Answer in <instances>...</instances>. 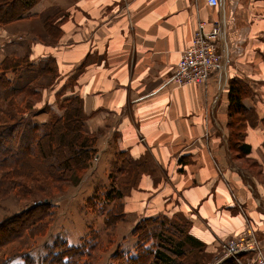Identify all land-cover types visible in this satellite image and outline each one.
<instances>
[{"label": "crops", "instance_id": "0c3cea01", "mask_svg": "<svg viewBox=\"0 0 264 264\" xmlns=\"http://www.w3.org/2000/svg\"><path fill=\"white\" fill-rule=\"evenodd\" d=\"M202 22L224 28L219 71L206 84L176 86V66ZM4 31L14 38H2L0 58L53 61L55 81L37 89L43 102L80 100L97 136L94 159L131 180L114 200L119 228L128 234L143 220L180 215L211 255L248 228L264 246V0H219L217 8L206 0H38ZM233 82L253 117L235 151Z\"/></svg>", "mask_w": 264, "mask_h": 264}, {"label": "rangeland", "instance_id": "374dc122", "mask_svg": "<svg viewBox=\"0 0 264 264\" xmlns=\"http://www.w3.org/2000/svg\"><path fill=\"white\" fill-rule=\"evenodd\" d=\"M5 27L0 26V42L6 35H9L6 36L9 39L14 38L13 34L4 31ZM50 34L54 37L57 33L50 32ZM9 51L11 50L9 49ZM0 55L2 54L0 53ZM5 59L9 60L6 62V66H2L1 63ZM15 59L13 55L0 58V78L16 85L30 79L31 75L26 72L29 64H22V69L18 73H14L12 70L6 72L5 69L16 66V64L14 65ZM45 64L51 65L49 61ZM45 77L35 83L32 88L29 85L25 89L26 93L29 92V96L23 95L14 99L15 108L13 109H15L16 118L31 120L40 126V131H44V125L47 126L50 122L65 116V128L67 127L69 132L78 128L83 137L91 138L93 141L97 140L96 134L89 131L85 125L88 115L80 100L73 97L70 102L65 101L53 106L45 105L46 103L43 102L37 89L52 84L56 79L50 75ZM32 90L35 93L38 92L39 95H31ZM26 101H30L31 105L26 106L24 103ZM5 105L9 107L7 102ZM72 105L73 109L67 111ZM16 109H19L21 113H18ZM76 110H80L79 121L74 124L73 122L68 123L66 115L69 112L74 113ZM40 114L43 115L42 119H38ZM252 119L253 117L249 113L248 116H244L240 120L245 125L247 120ZM239 124L241 123L236 122L235 126L237 127ZM92 145L91 143L81 150L96 152L97 149ZM78 148L81 147L78 146L75 149ZM71 153L70 148L65 146V156L70 159L69 162L72 161L71 164L74 167L71 170L67 168L69 171L65 169L64 183H53L38 174L34 176H38L37 182L15 177L13 180L6 179L0 183V224L11 218H13L11 221L18 220L21 223L20 225L7 223L4 229L0 228V264H130L127 263L130 255L138 256L142 254L141 249L145 251L147 248L154 253L163 244L160 238L165 237H157L154 229L151 228H156L161 232L163 230L160 229L161 226L163 227L167 223L169 228L166 230H169L171 235L166 234L167 238L165 239L175 242L178 241V237L183 238L187 235L188 228L185 227V219L180 215L166 217V221L158 226L153 222L141 225L140 228L137 225L136 229L127 234L125 229L118 226L123 217L120 212L121 204L117 200L114 203V195L125 192V187L122 184L123 182L131 183L128 175L122 177L123 181H119L115 171H111L109 174L111 167L107 166L105 171H102L101 168L104 167L99 166L100 160L88 161L89 159L85 160L84 156L81 158L84 165L77 168L80 159L70 157ZM243 167L259 180L261 179L259 177L260 169L252 161H246L243 163ZM43 205L47 207L30 212L32 208ZM25 212H29L27 214L31 215L23 214ZM21 216L25 217L21 219ZM29 217L32 219L28 220ZM41 218L42 222L38 223L37 221ZM153 220L160 222L163 220V216ZM10 235L13 238L11 242L3 239L4 236ZM72 250H76V252L74 253ZM220 253L211 255L212 258L209 261L206 260V264L214 263L221 256ZM78 254L81 257L77 258Z\"/></svg>", "mask_w": 264, "mask_h": 264}, {"label": "trees", "instance_id": "16d2710c", "mask_svg": "<svg viewBox=\"0 0 264 264\" xmlns=\"http://www.w3.org/2000/svg\"><path fill=\"white\" fill-rule=\"evenodd\" d=\"M37 1L38 0H0V26H8L15 21L23 19L25 12ZM8 60L9 59H5L1 65L6 66V62H8ZM49 62L51 65L41 63L36 66L31 64L26 58H16L14 60V65L16 64V66L13 65L14 68L5 69L6 72H8V70H12L14 73H18L20 69H22V64H29L26 72L31 75L30 79H26L22 84L17 83L15 85L2 77L0 78V183L4 182L6 179L13 180L15 177H22L29 181L32 180L37 182L38 176L34 177L36 174L42 178L51 180L53 183H64L65 169L67 171L68 169L71 170V168L74 167L71 164L72 161L69 162L70 159H67V156H65V146H68L72 152L70 157L80 159V164H77V168H81L84 165V162H82L81 159L83 156L85 160L89 159L88 161H91L92 159L94 160L95 158L96 152L94 150L93 152H90V150L89 152L81 150L85 149L91 143L94 145L95 140L93 141L91 138L83 137L78 128L69 132V129H67V127L65 128V116L56 121L50 122L47 126L44 125V131H40V126L31 120L26 121V119L23 120L24 118H16L14 112L15 109H13L15 108L14 99L23 95L29 96V92L26 93L25 89H27L29 85L32 88L35 83L41 80V78L48 75L52 78H56L57 74L55 64L53 61L49 60ZM32 92V94L30 92L31 95H39L38 92L35 93L34 90H32ZM243 93L244 89L240 84L233 82L230 85L229 128L230 148L233 151H235L238 144H241L245 134L246 124L244 125L240 119L249 115V110L243 104ZM6 102L9 107H6ZM24 103L26 106L31 105L30 101H26ZM69 109H73V105L70 106L67 111ZM16 110H18V113H21L19 109ZM80 110H76L74 113H67L68 115H66V119L68 120V123L73 122L74 124L79 121V118L81 117L79 112ZM236 122H240L241 124L236 127ZM78 146L81 148L76 150L75 148ZM238 149L243 156L250 153L249 146L242 144ZM122 185H124V189H126V183L123 182ZM122 195L123 193H117L114 195V199H119ZM42 207L47 206H37L36 208H32L30 212L40 208L43 209ZM121 211L122 207L120 208V212ZM27 213L25 212L23 214ZM25 216H21V219ZM166 217L167 216H163V220L160 222H156L153 219L143 220L139 222L137 227L140 228L141 225L148 224L150 222H153L154 225L158 226L166 221ZM182 218L184 219V217ZM11 219H7L2 222V224H0V228L4 229V226L7 223H12L13 225L21 224L20 221H11ZM30 219H32V217H29L28 220ZM41 220L43 219L41 218L37 222H42ZM185 224V227H187L188 223L186 220ZM166 228H169L167 223L163 227L161 226L160 229H163L161 232L157 231L156 228L151 229H154L157 237L164 236L167 238L166 234H170L171 232L166 230ZM165 238H160L163 244L159 246L157 252L152 253L148 250V248L145 251L141 249L140 252L142 254L138 256L130 255L127 263L206 264V260L209 261L212 258L211 254L207 253L204 244L193 236H190L188 232L183 238L178 237L177 242ZM3 239H6L5 241L7 242H11L13 240L11 235L4 236ZM72 252L75 253L76 250H72ZM78 256L81 257L80 254L77 255V258ZM246 257L247 256L244 254L240 255V260L244 264H246ZM222 264L238 263L235 260H226Z\"/></svg>", "mask_w": 264, "mask_h": 264}, {"label": "built area", "instance_id": "2783aa9c", "mask_svg": "<svg viewBox=\"0 0 264 264\" xmlns=\"http://www.w3.org/2000/svg\"><path fill=\"white\" fill-rule=\"evenodd\" d=\"M210 8H217L219 0H206ZM224 28L221 23L208 26L202 22L198 25L192 45L184 50L180 62L177 64L172 81L176 86L203 85L219 71L221 55L219 44L222 42ZM221 256L211 264H222L226 260H235L244 264L240 255H246V264H264V246L258 241L253 228L238 237L231 238L220 245Z\"/></svg>", "mask_w": 264, "mask_h": 264}, {"label": "water", "instance_id": "95a60500", "mask_svg": "<svg viewBox=\"0 0 264 264\" xmlns=\"http://www.w3.org/2000/svg\"><path fill=\"white\" fill-rule=\"evenodd\" d=\"M46 203H47V201H46ZM41 204V202L39 203V205Z\"/></svg>", "mask_w": 264, "mask_h": 264}]
</instances>
